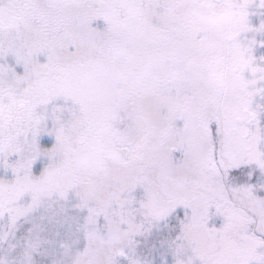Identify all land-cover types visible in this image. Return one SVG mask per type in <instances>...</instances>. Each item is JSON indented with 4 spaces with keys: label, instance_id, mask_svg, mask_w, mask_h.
<instances>
[{
    "label": "snow or ice",
    "instance_id": "obj_1",
    "mask_svg": "<svg viewBox=\"0 0 264 264\" xmlns=\"http://www.w3.org/2000/svg\"><path fill=\"white\" fill-rule=\"evenodd\" d=\"M0 264H264V0H0Z\"/></svg>",
    "mask_w": 264,
    "mask_h": 264
}]
</instances>
